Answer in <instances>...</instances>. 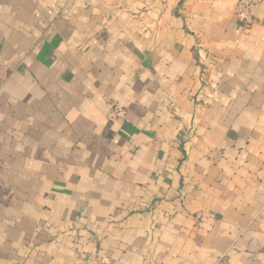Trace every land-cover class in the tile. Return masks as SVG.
Here are the masks:
<instances>
[{
  "label": "crops",
  "instance_id": "0c3cea01",
  "mask_svg": "<svg viewBox=\"0 0 264 264\" xmlns=\"http://www.w3.org/2000/svg\"><path fill=\"white\" fill-rule=\"evenodd\" d=\"M237 1L0 0V264H264V1L245 30Z\"/></svg>",
  "mask_w": 264,
  "mask_h": 264
},
{
  "label": "built area",
  "instance_id": "2783aa9c",
  "mask_svg": "<svg viewBox=\"0 0 264 264\" xmlns=\"http://www.w3.org/2000/svg\"><path fill=\"white\" fill-rule=\"evenodd\" d=\"M264 0H238L234 7L236 22L242 28L247 29L253 23V12L260 7ZM113 114L118 118L125 115L124 109L116 103L109 104ZM85 264H119L115 262H103L97 255H85L82 257Z\"/></svg>",
  "mask_w": 264,
  "mask_h": 264
}]
</instances>
